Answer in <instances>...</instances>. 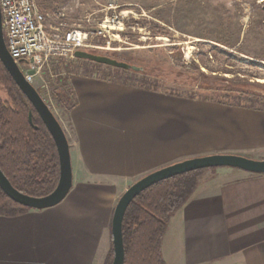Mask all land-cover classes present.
Returning a JSON list of instances; mask_svg holds the SVG:
<instances>
[{"label": "crops", "instance_id": "0c3cea01", "mask_svg": "<svg viewBox=\"0 0 264 264\" xmlns=\"http://www.w3.org/2000/svg\"><path fill=\"white\" fill-rule=\"evenodd\" d=\"M37 3L49 27L73 25L74 1ZM63 79L71 188L54 206L0 215V264H104L113 209L138 178L207 154L264 159V109L92 74ZM161 256L164 264H264V173L204 171L169 216Z\"/></svg>", "mask_w": 264, "mask_h": 264}, {"label": "rangeland", "instance_id": "374dc122", "mask_svg": "<svg viewBox=\"0 0 264 264\" xmlns=\"http://www.w3.org/2000/svg\"><path fill=\"white\" fill-rule=\"evenodd\" d=\"M73 1L76 4L69 11V18L73 19L70 28L92 31L105 19H115L114 27L121 30L112 29L104 35L90 32L91 47L81 49L143 67L147 75L133 70H129L133 74L127 73L134 83L231 103L235 101L233 97L223 96L225 93L236 96L235 92L223 89L229 85L248 86L264 94V0H66V3ZM155 24L160 27L156 30L167 35L152 37L151 27ZM95 63L76 57L54 58L34 77L32 85L39 95L46 83L52 95L63 101L60 106L57 104L60 99L53 98L51 107L62 126L66 124L64 113L69 102L56 88L63 78L70 73L108 79L115 73L122 78L126 76L112 66ZM204 84L222 89L211 92L201 88ZM238 100L248 103L244 97ZM255 105L260 106L258 102ZM215 168L203 169L202 173Z\"/></svg>", "mask_w": 264, "mask_h": 264}, {"label": "trees", "instance_id": "16d2710c", "mask_svg": "<svg viewBox=\"0 0 264 264\" xmlns=\"http://www.w3.org/2000/svg\"><path fill=\"white\" fill-rule=\"evenodd\" d=\"M159 28L156 24L151 27L152 37L167 35L164 34L165 31L156 30ZM111 68L126 73V76L122 78L116 76L115 73L110 80L146 87L141 83H134L131 81V77L127 76V73L133 74L134 72ZM195 68L198 67L195 65ZM139 72L147 75L146 70ZM226 81L229 83V80L226 79ZM63 84L64 82H61L56 88L61 95H64ZM244 87L239 85L233 88L229 85V87L223 88L236 93V96L228 93L223 95L226 98L233 97L235 101L232 103L222 101L220 98H202L219 103L264 109V94L252 90L248 86ZM201 88L211 92H218L222 89L219 86H208V84L202 85ZM241 97L246 98L248 103L242 104L238 100ZM53 98L55 100L60 99L55 95ZM256 102L260 104L259 107L255 105ZM57 104L62 106L64 103L60 99ZM29 110L31 111V122L28 120ZM0 170L15 189L21 193L38 197L49 194L55 188L59 177L58 155L53 139L1 61ZM202 170L190 171L161 180L147 187L133 198L126 208L122 220L124 264H164L161 256V238L169 216L192 194ZM29 209L12 201L0 189V215L16 216L27 212ZM112 257L111 242L104 264H110Z\"/></svg>", "mask_w": 264, "mask_h": 264}, {"label": "water", "instance_id": "95a60500", "mask_svg": "<svg viewBox=\"0 0 264 264\" xmlns=\"http://www.w3.org/2000/svg\"><path fill=\"white\" fill-rule=\"evenodd\" d=\"M74 57L88 59L92 62L109 65L115 68L133 71H143V67L116 60L105 55L94 54L84 49H77ZM0 61L38 114L43 125L50 133L58 155L59 177L55 188L44 196H30L15 189L3 172L0 170V189L12 201L30 209H45L59 203L69 192L72 185V169L70 162L69 144L64 129L51 109L45 104L41 96L32 84L27 82L18 68L14 59L10 56L2 30L0 12ZM32 61V59H30ZM32 73V72H30ZM28 120L31 122V111L28 112ZM214 167H234L252 173H264V159H253L243 155L231 153H214L202 156L186 158L138 178L119 196L111 217V242L113 257L110 264H124V245L122 238L123 215L129 203L141 191L161 180L172 176Z\"/></svg>", "mask_w": 264, "mask_h": 264}, {"label": "built area", "instance_id": "2783aa9c", "mask_svg": "<svg viewBox=\"0 0 264 264\" xmlns=\"http://www.w3.org/2000/svg\"><path fill=\"white\" fill-rule=\"evenodd\" d=\"M0 12L6 48L30 84H34V77L40 75L44 64L54 58H74L75 50L91 47L88 44L90 32L104 35L112 30L110 24L115 20L105 19L92 31L79 27L66 30L49 27V18L39 9L37 0H0ZM41 88L40 96L51 109L52 92L46 83Z\"/></svg>", "mask_w": 264, "mask_h": 264}, {"label": "bare ground", "instance_id": "6f19581e", "mask_svg": "<svg viewBox=\"0 0 264 264\" xmlns=\"http://www.w3.org/2000/svg\"><path fill=\"white\" fill-rule=\"evenodd\" d=\"M106 23H108V22H106ZM110 29H120L121 30V28H118V27H114V25H112V24H110ZM159 38H164V37H159ZM194 40H199V38H195ZM189 46V45H188ZM191 46V45H190ZM190 46L188 47V49H187V53H190ZM192 48V47H191ZM104 49H106V50H112V48L111 47H104ZM115 49H118V48H115ZM259 81H263V80H259Z\"/></svg>", "mask_w": 264, "mask_h": 264}]
</instances>
